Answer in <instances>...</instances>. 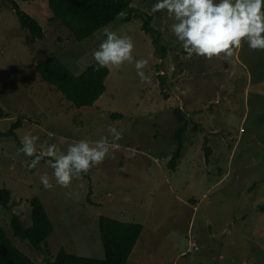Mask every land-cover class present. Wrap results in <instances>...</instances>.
<instances>
[{
    "label": "rangeland",
    "instance_id": "374dc122",
    "mask_svg": "<svg viewBox=\"0 0 264 264\" xmlns=\"http://www.w3.org/2000/svg\"><path fill=\"white\" fill-rule=\"evenodd\" d=\"M15 1L39 22L43 37L27 42L11 5L0 0V132L20 120L16 137L0 138V188L10 190L12 205H0V227L13 245L37 264L53 259L60 247L102 258L98 218L105 215L142 225L126 264H264V50L242 42L231 57L188 56L168 30L167 13L151 12L154 0L131 4L151 15L165 57L142 21L123 15L74 42L51 18L47 0ZM105 28L131 37L134 58L148 60L143 71L151 83H141L134 62H125L109 69L105 91L92 106H71L35 65L56 54L79 74L93 61ZM174 108L182 109L188 129L171 169L179 126ZM114 112L122 117L112 119ZM110 126L122 133L119 147L88 170L89 178L80 175L67 187L56 183L49 159L29 169L32 158L18 151L28 133L39 145L66 152L80 139L108 136ZM45 174L50 188L40 181ZM34 196L53 225L39 249L11 228L13 214L22 226L31 224Z\"/></svg>",
    "mask_w": 264,
    "mask_h": 264
},
{
    "label": "trees",
    "instance_id": "16d2710c",
    "mask_svg": "<svg viewBox=\"0 0 264 264\" xmlns=\"http://www.w3.org/2000/svg\"><path fill=\"white\" fill-rule=\"evenodd\" d=\"M12 7L17 20L22 28L28 32L27 42L43 37V29L39 22L23 11L15 0H6ZM132 0H47L51 11V18L67 29L74 42H81L93 35L97 30L108 25L118 15H123L126 21L140 19L142 30L151 37V42L158 47L165 57L166 48L160 43V34L155 29L150 14L136 11ZM36 72L41 79L58 90L71 106H92L105 91V78L109 68H101L93 60L77 75L73 74L56 54H51L44 59H39L35 65ZM162 79L163 76L160 75ZM173 114L178 127L173 138L177 142V149L168 161V166L175 169L180 158L183 133L188 129L185 116L181 108H174ZM5 117L3 107L0 106V119ZM112 119H119V112L110 113ZM20 120L13 122L7 131L0 132V138L5 135L15 136L14 129L19 126ZM21 145V144H20ZM210 148H204L206 160ZM38 154V153H37ZM44 157L42 160H48ZM89 178V173L81 174ZM11 192L7 188H0V205L11 209ZM16 202H12L15 204ZM31 206V224L24 227L19 217L13 214L11 228L13 234L27 240L33 249H39L53 231L52 222L40 198L34 196L29 200ZM100 242L103 247L102 258H92L77 255L60 247L53 259H47L42 264H126L132 253L133 247L142 230L141 224L124 222L115 218L100 215L98 218ZM0 264H37L29 256L13 245L3 228L0 227Z\"/></svg>",
    "mask_w": 264,
    "mask_h": 264
},
{
    "label": "clouds",
    "instance_id": "9594fccd",
    "mask_svg": "<svg viewBox=\"0 0 264 264\" xmlns=\"http://www.w3.org/2000/svg\"><path fill=\"white\" fill-rule=\"evenodd\" d=\"M160 11H165L172 20L168 30L188 56L231 57L242 42L250 49L264 50V0H154L151 12ZM103 36L91 53L96 64L118 69L125 62H134L141 83L150 84L151 78L143 71L148 60L134 58L131 37L107 28ZM107 132L108 136L98 140L80 139L70 144L66 152H58L52 144L39 145V137L28 133L18 151L32 158L27 165L29 169L35 168L45 156L51 158L48 164L56 183L67 187L74 178L103 162L111 148L119 147L122 133L111 126ZM40 181L45 188L52 187L47 174Z\"/></svg>",
    "mask_w": 264,
    "mask_h": 264
},
{
    "label": "built area",
    "instance_id": "2783aa9c",
    "mask_svg": "<svg viewBox=\"0 0 264 264\" xmlns=\"http://www.w3.org/2000/svg\"><path fill=\"white\" fill-rule=\"evenodd\" d=\"M191 245L196 248V245L194 242H191Z\"/></svg>",
    "mask_w": 264,
    "mask_h": 264
},
{
    "label": "crops",
    "instance_id": "0c3cea01",
    "mask_svg": "<svg viewBox=\"0 0 264 264\" xmlns=\"http://www.w3.org/2000/svg\"><path fill=\"white\" fill-rule=\"evenodd\" d=\"M129 258H130V256H129Z\"/></svg>",
    "mask_w": 264,
    "mask_h": 264
}]
</instances>
